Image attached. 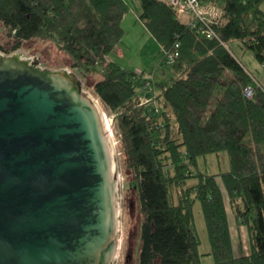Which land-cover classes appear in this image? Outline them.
<instances>
[{"label": "trees", "instance_id": "16d2710c", "mask_svg": "<svg viewBox=\"0 0 264 264\" xmlns=\"http://www.w3.org/2000/svg\"><path fill=\"white\" fill-rule=\"evenodd\" d=\"M199 1L221 9L213 25L218 39L197 36L162 0H138L139 19L162 51L180 44L172 66L179 73L159 86L158 108L139 105L143 73L106 60L124 36L126 0H0V25L14 49L34 39L54 41L72 58V70L103 72L92 92L113 115L136 192L138 264H202L195 201L210 264H264V86L228 48L237 43L264 66V0ZM248 87L252 99L243 94ZM220 154L227 156L226 171H198L199 158ZM225 196L246 227L248 255L233 250Z\"/></svg>", "mask_w": 264, "mask_h": 264}, {"label": "water", "instance_id": "95a60500", "mask_svg": "<svg viewBox=\"0 0 264 264\" xmlns=\"http://www.w3.org/2000/svg\"><path fill=\"white\" fill-rule=\"evenodd\" d=\"M41 64L0 54V264H128L106 116L73 71Z\"/></svg>", "mask_w": 264, "mask_h": 264}, {"label": "rangeland", "instance_id": "374dc122", "mask_svg": "<svg viewBox=\"0 0 264 264\" xmlns=\"http://www.w3.org/2000/svg\"><path fill=\"white\" fill-rule=\"evenodd\" d=\"M126 0L129 4V12L125 15L122 22V29L124 36L115 49L109 54L110 59L115 61L123 69L131 72H141L150 81L152 91L146 93H138L137 99L143 98L149 100L148 108H158L159 101L158 96L160 94V85L167 84L170 80L178 75V71L174 67L167 66L164 62L163 51L160 45L152 38L150 33L145 28L144 24L140 21L139 16L141 9L138 0ZM262 10L264 9V3L262 4ZM182 22H185L186 18L179 16ZM228 48L236 56V58L245 67L246 71L252 74L254 79L264 86V67L260 65L254 58L253 54L248 51H243L237 46V43H231ZM15 52H20L23 56L32 53L35 58L41 59L40 65L44 69L49 70H62L68 69L73 71L82 81L84 90L93 96L101 106L106 119L109 124V128L115 139L117 150L120 157V169L124 175V182L126 186V195L128 203L124 212L126 216V224L122 229V250L123 255H127L128 248L130 250V260L128 264H138V251H139V224L141 222V215L139 214L138 202L136 198V192L131 186V174L123 166L124 156L120 152L119 138L116 135L117 128L113 121V115L107 110L101 102L94 96L92 92V86L94 83L102 79L103 72L100 67L90 68L84 71L81 68L72 70L70 64L72 58L57 48V44L54 41H45L34 39L28 42L22 43L18 49H14V42L7 36L6 30L0 25V54L11 55ZM93 59L97 58L95 55ZM225 154L218 155L220 157L221 165L218 163L216 155L208 156L207 158H199L197 163V169L201 173L208 175L217 174L224 166H228V161L224 160ZM226 156V155H225ZM226 158V157H225ZM227 159V158H226ZM196 182L191 180L188 185H194ZM225 207L228 213V220L232 228V234L236 241V248L241 249L242 252L249 253V241L247 236L246 227H242L241 235L239 233L238 222L235 220L232 210L228 204V200L225 196ZM193 216L196 231L200 240L199 252L202 264H210L213 262L212 256H209L210 245L204 223V218L201 210L200 203L195 201L193 205ZM242 226V225H240ZM238 231V232H237ZM242 240V241H241ZM118 264H124L123 261H119Z\"/></svg>", "mask_w": 264, "mask_h": 264}, {"label": "built area", "instance_id": "2783aa9c", "mask_svg": "<svg viewBox=\"0 0 264 264\" xmlns=\"http://www.w3.org/2000/svg\"><path fill=\"white\" fill-rule=\"evenodd\" d=\"M171 8L175 9L179 16L186 18L184 22L191 31L197 36L205 39H218L213 25L221 17V9L216 5L204 4L199 0H162ZM180 57V44H175L168 50L163 51L164 62L167 66H173ZM152 91L150 81L147 79L143 89L140 93ZM244 96L247 99H252L254 96V89L248 87L244 91ZM149 104V100L140 98L139 105Z\"/></svg>", "mask_w": 264, "mask_h": 264}, {"label": "crops", "instance_id": "0c3cea01", "mask_svg": "<svg viewBox=\"0 0 264 264\" xmlns=\"http://www.w3.org/2000/svg\"><path fill=\"white\" fill-rule=\"evenodd\" d=\"M133 1H135V0H133ZM132 1V2H133ZM263 11H264V9H263ZM182 21H183V19H182ZM186 21V20H185ZM238 46V45H237ZM234 54V53H233ZM234 57L236 58V56L234 55ZM237 59V58H236ZM106 60L107 61H112V62H115V61H113L112 59H110V57H109V55L106 57ZM237 61L238 62H240L238 59H237ZM241 63V62H240ZM242 65V64H241ZM243 66V65H242ZM244 67V66H243ZM264 67V66H263ZM245 68V67H244ZM264 69V68H263ZM262 81H264V78L262 79ZM259 82V81H258ZM260 84H261V82H259ZM262 85V84H261ZM220 155H222V154H220ZM219 155V156H220ZM211 156H213V155H211ZM219 156H216L217 158H218V163H220V165H221V161H220V157ZM224 156V160H226L227 161V156H225V155H223ZM226 157V158H225ZM228 169V166H224V168H222L221 169V171H226ZM215 174V173H214ZM227 217H228V213H227ZM228 224H229V228H230V234H231V240H232V245H233V250H234V252H235V254L237 255V256H242V255H248V253H245V252H242V250L241 249H238V248H236V241L237 240H235V238H234V235L232 234V228H231V226H230V221L228 220ZM238 227H239V233H238V237H239V234L241 235V233H242V227L243 226H239L238 225ZM238 232V231H237ZM247 236H248V234H247ZM242 241V240H241Z\"/></svg>", "mask_w": 264, "mask_h": 264}, {"label": "bare ground", "instance_id": "6f19581e", "mask_svg": "<svg viewBox=\"0 0 264 264\" xmlns=\"http://www.w3.org/2000/svg\"><path fill=\"white\" fill-rule=\"evenodd\" d=\"M111 131V130H110Z\"/></svg>", "mask_w": 264, "mask_h": 264}]
</instances>
